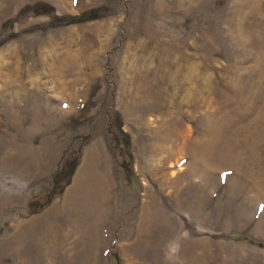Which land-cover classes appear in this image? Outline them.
Masks as SVG:
<instances>
[{"label":"rangeland","instance_id":"1","mask_svg":"<svg viewBox=\"0 0 264 264\" xmlns=\"http://www.w3.org/2000/svg\"><path fill=\"white\" fill-rule=\"evenodd\" d=\"M0 264H264V0H0Z\"/></svg>","mask_w":264,"mask_h":264}]
</instances>
